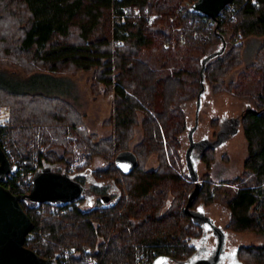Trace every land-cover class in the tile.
I'll use <instances>...</instances> for the list:
<instances>
[{
    "label": "trees",
    "instance_id": "obj_1",
    "mask_svg": "<svg viewBox=\"0 0 264 264\" xmlns=\"http://www.w3.org/2000/svg\"><path fill=\"white\" fill-rule=\"evenodd\" d=\"M195 1L183 5L178 0H0V61L11 58L31 75L18 79V84L0 78V105L9 108L6 126L0 125V146L10 161V171L0 173V184L19 197L32 221L24 244L52 264H87L85 255L96 257L94 264H135V246L144 252L141 264L160 258L170 264H193L195 258L212 253L216 241H202L203 222L189 212L204 210L214 200L209 169L216 148L207 145L198 155L206 171L198 176L186 211L195 180L181 164L180 139L189 128L184 104L197 98L204 85L213 93L229 92L247 71L257 69L259 86L236 92L249 105L239 119L246 142L242 173L249 178H233L240 186L224 202L229 210L224 228L264 234V62L258 54L236 79H227L242 61V43L234 41L238 33L244 39L262 37L259 50L264 48V0H232L215 19L195 12ZM126 7L137 8L139 15H125ZM145 9L157 13L153 21L144 17ZM228 14L233 20L224 19ZM156 49L165 52L159 68L142 55L143 50L153 54ZM191 49L198 54H189L185 66L168 58L171 51ZM75 69H95L90 85L94 94L114 93L112 115L106 121L113 131L93 142L94 133L79 129L81 115L74 106L37 89L35 83L48 77L46 71ZM100 83L105 89L100 90ZM212 121L219 125V119ZM136 125L142 136L130 146ZM126 149L136 155L137 165L124 174L113 159ZM152 155L158 164L148 168ZM33 156L36 165L29 166ZM98 156L103 165L90 168ZM46 169L66 173L74 181H83L89 172L96 181L114 184L118 193L114 201L88 208L81 196L34 200L32 177ZM23 170L30 171L31 178L25 180ZM106 187L100 186V191ZM83 244L91 250L84 251ZM63 247L74 251L67 250L70 256L65 258ZM233 255L237 264H264V244L235 246Z\"/></svg>",
    "mask_w": 264,
    "mask_h": 264
},
{
    "label": "rangeland",
    "instance_id": "obj_2",
    "mask_svg": "<svg viewBox=\"0 0 264 264\" xmlns=\"http://www.w3.org/2000/svg\"><path fill=\"white\" fill-rule=\"evenodd\" d=\"M189 1L190 0H178V2L183 5ZM144 12L146 14L144 17H146L148 22L153 21L154 18L157 16L156 12H149L147 9H145ZM131 13L133 15H139L137 8L130 9L129 7H126V9L124 10V14L129 15ZM231 15L233 16V14H228L224 19L227 20L231 18ZM230 20H233V18H231ZM179 37L180 42H183L185 40V36L183 33H180ZM194 37L197 38L196 41L199 40L196 35H194ZM262 39V37L254 36L247 37L244 39L241 37L240 33L235 36L234 41L236 43H242V61L239 66L235 67L228 74V80L236 79L237 75H239V72H241V70L246 65L248 66V64H254V62L258 59V54L259 58L261 57V60L264 62V48L261 51L259 50L260 45H262L263 42ZM146 52V50H143L142 55L150 62H152L157 68H159L160 63L162 61V57L164 56L165 52L161 49H156L153 54H149V52L147 54ZM189 54L196 55L198 53L197 50L194 49L189 50L188 53L184 51H171L168 53V58L171 57L169 60L174 62L175 60H177V64L179 66H185L190 62L188 58ZM146 55H149V57H146ZM12 61L13 60L11 58L6 60L5 62L0 61V69L20 73L25 72L24 69H22L23 67L18 66V64ZM191 63H193V61ZM30 64L32 65V63ZM256 67L260 68L259 65ZM257 70L256 72L253 70L247 71L242 77L240 83H238V85L231 89L229 92L223 91L219 93H213L208 89L206 85H204V93L201 98L202 101L199 106L200 110L198 114L195 112V96L191 97L184 104V113L186 115L189 128L190 126L194 125L195 120L197 122L196 128L193 132V140L201 142L203 141V143L206 142L207 144H210L216 148L214 151V159L211 164V168L209 169V174L214 187L215 196L212 202L205 205L204 211L213 219V221L220 228L225 227L229 219V210L226 208L224 202L226 198L231 196V194L234 193L236 189L240 186V183H238V181H234L233 178L237 176H244L245 180L249 178L248 176L243 175L242 173V164L246 155V142L242 132L239 130V122L237 121L241 112L248 105V99L246 97L236 95V92L241 90V88H244L245 90H253L259 86L258 76L260 74V71L259 69ZM46 72H50L56 75L67 74L74 78H56L54 76L40 77V79H35V83H37L38 85L37 89L43 90V92L57 94L74 106V108L81 115L82 124H80L79 129L83 130L89 135L93 133L96 135L95 139H91L92 142L96 141L99 137L110 134L113 131V125L106 123V121L112 115V110L114 106V93L113 91H110L107 93L94 94L91 91L90 85L92 83V80L96 79L95 69H75L71 71ZM188 72L191 73L190 70H188ZM16 74L18 75L17 77L14 73L3 72V74L0 75V78L4 80H11L13 81V83L18 84V82L20 81L18 79H21V75H19L18 73ZM103 89L105 88L103 84L100 83V90ZM8 115L9 108L6 105H0V125L6 126ZM215 118L219 119L220 123L222 122L220 128L218 127L217 123L215 124L214 121H212V119L214 120ZM225 122L226 127L230 125V128L225 131V133L218 135L217 132L223 130L222 127ZM186 132V130L183 131V134L181 135L180 139V157L182 162L181 164L184 166L186 165L185 150L189 145V138ZM204 135H207L208 138L205 139V137H203ZM141 136L142 130L140 125L134 126L133 138L130 142V146H133V143L137 142V140H139ZM39 148L43 150L44 146L40 145ZM7 151H9L10 153L9 147H7ZM35 158L36 156H33V163L29 166L36 165V161H34ZM196 158L198 159V156H196ZM23 162L25 163L26 161L23 160ZM103 162L104 159L98 156L92 161L90 168L100 167L103 165ZM157 164V157L155 155H152L147 160L146 167H155L157 166ZM179 166L181 167L179 163H176L175 168L177 171L181 172ZM71 167L72 166H70V168ZM196 170L198 175L200 176L203 175L206 171L205 163L203 161H200V159H198L196 162ZM23 172V174L26 175L25 180L31 178L32 174L29 173L30 171L23 170ZM88 173L89 172H87V174ZM182 177H184V180L187 181L183 173ZM60 212L62 211H59V213ZM201 225L204 229V238H206V235L214 234V232L208 230L205 224L201 223ZM228 233L230 241H227V243H230L231 245L238 246L248 244H264V234L251 231L236 233L228 231ZM39 236H41L43 240H48L47 237L43 234H40ZM63 248H65V258L70 256L68 255V251H74L72 248ZM83 248L84 251L87 252L91 250V246L89 244H83ZM141 252H143V250L136 248L135 246L134 257ZM83 260H85L87 264H94L97 262V258L90 255L83 256Z\"/></svg>",
    "mask_w": 264,
    "mask_h": 264
},
{
    "label": "water",
    "instance_id": "obj_3",
    "mask_svg": "<svg viewBox=\"0 0 264 264\" xmlns=\"http://www.w3.org/2000/svg\"><path fill=\"white\" fill-rule=\"evenodd\" d=\"M231 1L232 0H196L192 7L195 12L208 16L211 19H215L225 5L229 4ZM203 93L204 90L200 91L196 98L197 111ZM247 109H249V105L244 108V110ZM239 119L237 120L238 122ZM191 139L192 137L189 136V146L185 150V161L186 168L192 179L195 180V184L184 207L186 211H188L189 202L198 188L199 176L196 170V162L198 159L190 152L192 146L198 142ZM201 144L202 148L210 145L206 142ZM114 163L122 173L127 174L137 165V157L129 149L122 150L115 155ZM9 171L10 161L0 147V173L6 174ZM81 193L82 185L79 182L72 180L66 173H57L46 169L35 174L31 180L30 196L34 200L51 201L54 199H61L68 201L78 198ZM108 198V195H104L101 197V201H106ZM189 213L192 217L205 223L207 227L213 229L216 233V247L213 257L208 258L202 256L195 259L193 264H215L223 243L221 229L209 215L203 213V210ZM31 227L32 221L21 206L19 197L9 188L0 184V264H52L51 260L40 256L24 244L26 235ZM154 264L170 263L166 258H160L157 259Z\"/></svg>",
    "mask_w": 264,
    "mask_h": 264
},
{
    "label": "flooded vegetation",
    "instance_id": "obj_4",
    "mask_svg": "<svg viewBox=\"0 0 264 264\" xmlns=\"http://www.w3.org/2000/svg\"><path fill=\"white\" fill-rule=\"evenodd\" d=\"M195 119H197V118H195ZM221 123L219 122V125H218L219 128L221 127ZM196 124H197V122L194 121V125L190 126V128H188V130L186 132L188 135V138H189V136L192 137L191 140H193V132L196 128ZM229 128H230V125L226 127V122H225L223 124V127H222L223 130L218 131L217 134L218 135L223 134ZM203 137H205V139L208 138L207 135H204ZM193 141H195V140H193ZM195 142H198V143L194 144L190 150V152L193 154L194 157L199 155V153L202 149L201 143H203V141L201 142V141L196 140ZM77 182H79L82 185V193L80 194V196L83 197V205L87 208L90 206H93V205H97L99 203L103 204V203L112 202L115 200L116 195L118 193L117 188L114 184H108V182H106V181H103L102 183L100 181H96L92 178L91 174L90 173L87 174V172L85 173L84 180L80 181V178H79ZM100 186H105V187L107 186L105 188L104 192L100 191ZM104 195H108L109 198L106 201H101V197ZM203 213H205L207 215V213L204 210H203ZM203 224H205V223H203ZM205 226L207 227L206 224H205ZM207 228L211 232H214L213 229H211L209 227H207ZM220 229H221L222 234H223V243H222V248L219 252V255H218V258H217V261L215 264H217V263L218 264H237V261L234 259L235 256L233 255V250L235 248V245H231L230 243L229 244L227 243V241H230L229 240V233L225 231L224 227H222ZM214 240L216 241V233L215 232H214V234L206 235V238H204L202 241H214ZM214 252H215V248L213 249L212 253L205 254L204 257L212 258L214 255ZM199 257H201V256H199Z\"/></svg>",
    "mask_w": 264,
    "mask_h": 264
},
{
    "label": "crops",
    "instance_id": "obj_5",
    "mask_svg": "<svg viewBox=\"0 0 264 264\" xmlns=\"http://www.w3.org/2000/svg\"><path fill=\"white\" fill-rule=\"evenodd\" d=\"M0 70H3V69H0ZM11 72H13V73H18L19 75H21V79H28L29 77H31V75H29V74H26L25 72H22V73H20V72H14V71H11ZM35 74H37V73H35ZM45 75H48V77H56V78H71V79H74V78H72L70 75H67V74H65V75H56V74H53V73H50V72H47V74H45ZM201 98H202V96H201ZM201 98H200V103H201ZM199 103V104H200ZM195 104H197V99H195ZM246 106V105H245ZM199 110H200V108L198 109V111L196 110V108H195V112L198 114L199 113ZM197 117V116H196Z\"/></svg>",
    "mask_w": 264,
    "mask_h": 264
},
{
    "label": "built area",
    "instance_id": "obj_6",
    "mask_svg": "<svg viewBox=\"0 0 264 264\" xmlns=\"http://www.w3.org/2000/svg\"><path fill=\"white\" fill-rule=\"evenodd\" d=\"M227 5H229V4H227ZM227 5H225V6H227ZM123 9H125V8H123ZM2 136H3V134H1V131H0V138H2ZM5 150L7 151V148H5ZM26 237H27V235H26ZM142 258H143V254L142 253L137 254L136 258H135V264H141L143 262ZM88 262H91V261H88Z\"/></svg>",
    "mask_w": 264,
    "mask_h": 264
}]
</instances>
